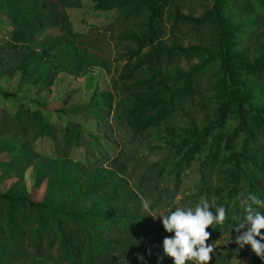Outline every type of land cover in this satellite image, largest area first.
<instances>
[{"label":"rangeland","instance_id":"rangeland-1","mask_svg":"<svg viewBox=\"0 0 264 264\" xmlns=\"http://www.w3.org/2000/svg\"><path fill=\"white\" fill-rule=\"evenodd\" d=\"M230 2L235 19L245 20L246 17L236 9L243 7L246 1ZM31 3L44 12L48 21L44 29L34 30L31 41L25 43L23 34L16 28L21 23L18 12ZM172 10L199 17L206 11V4L204 0H171L165 10L164 35L142 47L131 59L127 57V49L131 47L127 38L134 34L136 22L141 19L122 21L116 9H97L93 0H20L14 1L8 9L0 10V50L12 45L22 52L28 44L38 52L43 42L51 44L49 55L37 67L0 76V132L9 126L10 115L17 109H28L39 111L46 122L53 124L57 136H61L62 128L71 123L85 137L83 144L70 147L68 156H59L50 137L41 136L29 141L27 137L32 132L27 125L19 132L3 131L5 133L0 134V193L26 195L33 201L81 214L96 205L97 197L90 196L81 201L76 196L94 177L105 179L111 184H99L102 191L116 184L118 205L127 212L132 211L136 222L148 228L138 250L117 257L111 263L93 264H172L161 248L163 237L170 234L164 232L158 218L154 220L143 209L145 200L151 201L155 215L169 207L194 206L200 200H206L213 209L219 204L234 208L239 198L253 187L264 196L262 151L252 153L254 149L250 147L249 161L243 164L239 178L234 181L228 177L235 167L244 134L237 132L234 140L227 139L238 126V118L232 103L218 97L216 62L208 63L205 71L194 78L192 94L174 107L165 119L136 132L134 115L129 114L136 102L167 100L181 86L180 76L206 58L203 55H179L154 62L147 57L152 47L198 46L208 55L216 53L213 23L206 22L199 28L183 25L172 29V20L167 18V13ZM258 15L260 23L253 36L244 37L239 47L243 60L250 64L264 51V12ZM69 48L77 55L78 69L68 62ZM2 92L12 95L3 98ZM94 92L101 94L100 103L109 105L107 135L97 128L89 114L72 111L79 105L88 104ZM221 103L227 111L223 124L216 126ZM244 107L248 108L247 105ZM197 134L205 135L203 147L182 168L177 180L171 170L186 148L196 141ZM212 143L217 144L212 150L222 158L213 173H219L221 177L210 182L208 195L199 194L198 168ZM26 149H30L31 154L25 153ZM101 152L107 154L105 158ZM161 168H164L161 177H157ZM68 176H74L75 183L58 187ZM96 208L104 210L107 205L101 203ZM228 238V234H220L209 242L215 246L209 264L249 262V255L240 256L234 251L224 259L229 247ZM18 246L12 260L4 264H70L61 257L56 244L50 246L44 242L39 250L27 241L19 242ZM138 255L143 261L137 259Z\"/></svg>","mask_w":264,"mask_h":264},{"label":"trees","instance_id":"trees-1","mask_svg":"<svg viewBox=\"0 0 264 264\" xmlns=\"http://www.w3.org/2000/svg\"><path fill=\"white\" fill-rule=\"evenodd\" d=\"M14 1L20 0H0V10L8 9ZM93 1L97 9H116L122 21L141 19L140 22H136L134 34L127 38L131 41V47L127 49L129 59L137 55L142 47L151 45L165 33L164 15L171 0ZM245 1L243 7L236 9L243 17H246L245 20L235 19L230 0H204L206 11L199 17L180 14L177 10L169 11L167 18L172 20V29H178L183 25L199 28L206 22L213 23L216 53L208 55L198 46L180 47L172 44L169 47H152L147 57L154 62L179 55L182 57L203 55L206 58L201 64L192 67L187 73L180 76L181 86L171 93L167 100L149 101L148 103L138 101L132 111H129L130 115H134V125L137 127L136 132L138 133L144 131L149 125L158 124L160 120L169 115L174 107L192 94L195 87L194 78L205 71L207 64L212 61L216 62L218 68L215 73L217 79L215 85L219 92L218 97L226 98L225 102L232 103L233 111L238 118V126L232 135L227 136V139L228 141L234 140L237 132L244 134L239 154L234 161L235 167L228 174V177L234 181L242 173L243 164L249 161L250 147L254 149L252 153L258 151L264 153V51L253 64H250L243 60L242 51L239 48L241 40L244 37H252L260 23L258 13L264 12V0ZM18 14L21 23L16 28H19L20 33L23 34L24 42L29 43L32 32L44 29L48 18L43 11L36 8L34 3L23 8ZM50 49L51 44L48 42H43L38 52H35L28 44L22 52L12 45L2 48L0 50V76L15 70L25 72L37 67L47 58ZM67 56L68 62L78 69L77 55L72 48L68 49ZM11 95L7 92L1 93L3 98H8ZM100 99H102L101 94L94 92L88 104L79 105L72 111L89 114L97 128L107 135L109 133V128L106 125L109 117V105L107 106V102L100 103ZM245 105L248 106L247 109L244 107ZM220 107L221 110L217 112L215 120L216 126L223 124V117L227 111L224 109L223 103L219 105L218 109ZM147 112H149L148 115L145 114ZM10 116L9 126L3 131L7 133L19 132L27 125V129L32 132L30 137L26 136L29 141L32 142L41 136L50 137L54 145L53 148L59 156H68L72 145L76 146L85 142L84 134L71 123L62 128L61 136H57L55 126L46 122L39 111L17 109ZM3 131L0 132L1 135L5 133ZM196 137V141L186 148L171 170V174L177 180H179L182 168L188 165L194 159L195 153L203 147L205 135L197 134ZM215 146L217 144L210 145L208 154L204 156L199 165V194L208 195L211 187L210 182L220 176L219 173L215 175L213 173L215 166L222 163V158H218L217 152L212 150ZM25 153L31 154L30 149H26ZM100 155L104 157L107 154L101 152ZM163 169L161 168L156 173L157 177H161ZM207 170H210L211 173ZM73 177L68 176L66 182L62 185L59 184L58 187L74 184ZM101 183H104L105 186L111 184L108 180L94 177L85 183L81 194H78L76 198L86 201L90 196H95L97 197L96 205L103 203L107 205V208L99 210L93 204L81 214L68 208L33 201L26 195L0 193V264L10 262L19 250L18 243L23 241H27L36 250H39L44 242L50 246L56 244L61 257L70 264L79 262L85 264L111 263L117 257H125L129 252L138 250L142 239L147 236L148 228L143 223L139 225V222H136V215L132 211L131 214L118 205L120 201L118 200L119 188L116 184L106 191H102V187L98 186ZM248 193L256 194L264 199L260 191L254 187L250 188L246 194ZM246 194L239 198L234 208H227L224 204L218 205L225 207L227 219L222 226L206 229L210 232L209 240L206 243L211 242L220 234L230 235L232 226L237 222L235 218L241 217L243 214V208L239 201ZM261 231L264 232V229ZM233 251L240 256L249 255L247 264H264V260L256 257L249 246L246 245L240 249L235 243H229L224 259L229 257Z\"/></svg>","mask_w":264,"mask_h":264},{"label":"clouds","instance_id":"clouds-1","mask_svg":"<svg viewBox=\"0 0 264 264\" xmlns=\"http://www.w3.org/2000/svg\"><path fill=\"white\" fill-rule=\"evenodd\" d=\"M239 204L243 214L235 218L237 222L230 230L227 243H235L240 249L247 245L256 257L264 260V232L261 231L264 229V199L248 193ZM142 207L154 220L158 218L164 232L170 234L163 237L161 248L172 264H209L215 246L206 243L210 237L206 229L224 225L227 215L223 205L213 209L206 200H200L194 206L169 207L155 215L152 214L151 201H143ZM137 259L143 261L142 256L138 255Z\"/></svg>","mask_w":264,"mask_h":264}]
</instances>
